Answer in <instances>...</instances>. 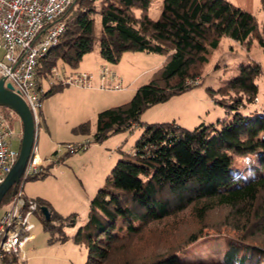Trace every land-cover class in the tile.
<instances>
[{
  "label": "trees",
  "instance_id": "trees-1",
  "mask_svg": "<svg viewBox=\"0 0 264 264\" xmlns=\"http://www.w3.org/2000/svg\"><path fill=\"white\" fill-rule=\"evenodd\" d=\"M151 2L74 0L64 15L66 30L58 46L39 62V76L48 77L60 62L78 69L97 41L100 56L110 64H118L131 52L165 58L129 103L100 112L94 125L85 122L77 133L88 135L95 126L94 139L102 142L130 130L149 108L200 86L195 81L202 79L222 39L250 42L259 31L255 16L228 0H164L158 19L148 15ZM260 43L264 46V35ZM260 74L255 63L240 65L237 76L214 92L241 94L235 103L242 106L243 98L255 103ZM63 87L53 85L45 95ZM247 154L264 172V108L236 112L232 122L220 127L145 126L134 155L114 167L76 237L77 242L88 240L86 264H183L178 255L211 233H225L234 243L221 260L209 264H264V174L238 183L240 177L232 168L234 155ZM18 188L8 192L1 207L13 200ZM38 205L49 208L44 202ZM215 209L225 212L223 220L206 226ZM50 213L45 229L52 234L62 233L59 228L72 222ZM186 217L195 219L198 230L181 237L177 228ZM59 240H66L64 234Z\"/></svg>",
  "mask_w": 264,
  "mask_h": 264
},
{
  "label": "rangeland",
  "instance_id": "rangeland-1",
  "mask_svg": "<svg viewBox=\"0 0 264 264\" xmlns=\"http://www.w3.org/2000/svg\"><path fill=\"white\" fill-rule=\"evenodd\" d=\"M228 1L255 16L259 31L251 35L250 42L241 43L228 38L222 39L220 49L211 56L202 79L198 80L197 85L200 86L173 97L168 102L149 108L140 117V122L130 130L116 133L102 142H96L94 139L95 126L88 135L77 133L75 130L88 121L94 125L98 116L94 114L96 107L100 109V113L129 103L138 89L150 81L165 58L156 54L131 52L125 53L118 64H110L100 56L97 41L95 50L83 59L78 69L73 70L62 62L58 63L59 71H67L69 74L77 72L90 74L96 86L93 89H85L74 85H62L64 87L59 91L41 97V106L37 110L39 124L36 130V143L38 152L44 160V174L30 178L23 185L21 182L19 187L22 186L23 195L27 200L37 204L44 202L53 214L63 219H72V222L68 226L59 228L62 229V233L58 231L52 234L45 229V221L48 220L45 219L38 205V211L30 219L35 226L31 232L34 240L28 243L23 251L27 258L24 264L87 263L88 240L85 238L77 242L76 237L80 229L88 223L91 203L100 189L106 185L114 167L120 160L134 155L136 143L142 137L145 126L155 123H176L189 130L211 124L220 127L224 122H232L236 112L248 114L263 110L264 46L260 43V36L264 35V0ZM163 2L164 0H152L148 10L149 17L158 19L163 9ZM136 13L140 14L138 10ZM100 31L101 25L98 21V37ZM0 60H3V52L0 53ZM252 63L257 64L261 70L257 79L260 93L255 103L247 102V99L243 98L244 106H242L235 103L241 94L232 93L222 96L214 92L237 76L240 65ZM107 66L122 78L124 90H102L97 87L100 82V72ZM134 79L136 81H133ZM39 80L48 90L51 86L58 85L55 83L52 70L48 77L39 76ZM233 106L238 109H232ZM0 112L14 131L11 141L14 149L20 150L23 137L20 118L8 108L0 107ZM69 145L84 148L69 153ZM232 168L240 177L238 183L264 174L251 154L234 155ZM7 207L9 206L1 207L0 216L8 209ZM224 213L220 209L213 210L206 219V226L222 221ZM194 220L191 217L181 220L177 234L181 233L182 237V233L197 228ZM55 224L58 226L56 221ZM166 233L170 237V232ZM62 234L66 237L65 241L59 240ZM233 243L232 237L225 233H211L187 247L178 255V259L183 264L216 262L225 256Z\"/></svg>",
  "mask_w": 264,
  "mask_h": 264
},
{
  "label": "built area",
  "instance_id": "built-area-1",
  "mask_svg": "<svg viewBox=\"0 0 264 264\" xmlns=\"http://www.w3.org/2000/svg\"><path fill=\"white\" fill-rule=\"evenodd\" d=\"M74 0H0V79L28 104L35 121L45 89L39 80V62L56 46L66 30L64 15ZM55 83L74 85L85 89L95 88L93 77L86 72L69 74L52 68ZM122 78L104 67L100 72V89L124 90ZM195 84H199L198 80ZM14 131L0 112V186L16 165L20 150L13 147ZM83 146L69 145V153L82 150ZM44 160L35 142L31 158L22 177V185L30 178L42 175ZM20 185V184H19ZM18 186V185H17ZM8 209L0 216V264H24L23 251L34 240L31 232L35 226L31 216L38 211V204L27 200L22 186L16 191ZM1 209V206H0Z\"/></svg>",
  "mask_w": 264,
  "mask_h": 264
},
{
  "label": "water",
  "instance_id": "water-1",
  "mask_svg": "<svg viewBox=\"0 0 264 264\" xmlns=\"http://www.w3.org/2000/svg\"><path fill=\"white\" fill-rule=\"evenodd\" d=\"M6 79H0V107L8 108L15 112L21 120L23 126V137L20 147L19 159L8 174L3 184L0 186V206L8 192L22 182L32 149L36 142V126L33 114L28 104L20 96L13 92L11 84L5 83ZM43 215L46 220L51 219L49 208L43 207Z\"/></svg>",
  "mask_w": 264,
  "mask_h": 264
},
{
  "label": "crops",
  "instance_id": "crops-1",
  "mask_svg": "<svg viewBox=\"0 0 264 264\" xmlns=\"http://www.w3.org/2000/svg\"><path fill=\"white\" fill-rule=\"evenodd\" d=\"M151 18H152V17H151ZM86 56H87V55H86ZM86 56H85V57H86ZM85 57H84V58H85ZM164 61H165V59L163 60L162 64L164 63ZM162 64L160 65V67L162 66ZM106 68L112 70V69H111L110 67H108V66H107ZM112 71H114V70H112ZM133 81H136V79H134ZM99 103H100V102H99ZM99 105H100V104H99ZM99 110H100V109H98L97 107L95 108V110H94V114H96V116L98 115ZM96 118H97V117H96Z\"/></svg>",
  "mask_w": 264,
  "mask_h": 264
}]
</instances>
